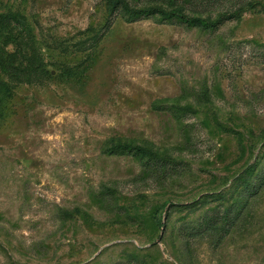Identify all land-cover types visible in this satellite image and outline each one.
I'll use <instances>...</instances> for the list:
<instances>
[{
  "label": "rangeland",
  "instance_id": "374dc122",
  "mask_svg": "<svg viewBox=\"0 0 264 264\" xmlns=\"http://www.w3.org/2000/svg\"><path fill=\"white\" fill-rule=\"evenodd\" d=\"M0 77V264H264V0H0Z\"/></svg>",
  "mask_w": 264,
  "mask_h": 264
},
{
  "label": "trees",
  "instance_id": "16d2710c",
  "mask_svg": "<svg viewBox=\"0 0 264 264\" xmlns=\"http://www.w3.org/2000/svg\"><path fill=\"white\" fill-rule=\"evenodd\" d=\"M218 0H108L109 12L122 11L128 21L137 20L142 17L157 15L162 19H178L188 24L205 28H214L227 19L239 18L253 3V0H240L237 8L226 6L224 9L214 12L213 7ZM197 7L208 9L203 12ZM13 76V75H12ZM5 78L0 77V91L2 86H7ZM109 151L133 152L136 155L147 157L152 160H162L161 154L149 145L132 144L119 138L109 139ZM249 184V180L247 181ZM25 264V263H14Z\"/></svg>",
  "mask_w": 264,
  "mask_h": 264
}]
</instances>
